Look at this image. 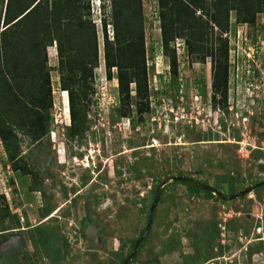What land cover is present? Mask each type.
<instances>
[{"label": "rangeland", "instance_id": "rangeland-1", "mask_svg": "<svg viewBox=\"0 0 264 264\" xmlns=\"http://www.w3.org/2000/svg\"><path fill=\"white\" fill-rule=\"evenodd\" d=\"M91 2L100 63L84 137L66 135L69 101L60 88L54 44L47 49L53 91L49 133L38 141L19 134L21 162L37 169L42 190L30 189L31 175L13 168L0 139V244L8 234L22 236L18 248L0 255V264H122L166 178L148 239L131 264H264V184L221 201L173 183L175 176H186L229 195L231 175L236 193L264 180V42L255 40L264 33L236 22L231 12L228 100L214 107L211 55L204 62H190L186 55L174 76L171 55L162 48L157 2L143 0L150 110L139 118L134 99L117 119L122 105L117 79L106 76L101 20L104 14L114 19L112 1L105 0L104 10L102 0ZM257 23L264 24V13ZM108 29L112 36L113 27ZM181 40L172 41L169 52L174 47L182 55ZM46 203L53 207L43 216ZM90 227L103 245L93 244ZM41 229L50 233L48 243L39 238ZM197 238L203 247L191 259Z\"/></svg>", "mask_w": 264, "mask_h": 264}, {"label": "trees", "instance_id": "trees-1", "mask_svg": "<svg viewBox=\"0 0 264 264\" xmlns=\"http://www.w3.org/2000/svg\"><path fill=\"white\" fill-rule=\"evenodd\" d=\"M111 1L114 19L109 21L104 14L101 20L106 76L110 80L117 79L119 101L122 105L117 109L116 118L124 115V108H129L134 99L136 115L143 118L144 113L150 110L143 0ZM156 2L162 48L171 55L170 65L174 76L178 75L181 59L184 60L186 55L190 62L192 59L204 62L211 55L212 105L225 107L230 79L227 33L231 12H235L236 22L254 24L263 34L264 24L259 25L257 19L259 14L264 13V0ZM100 7L105 9V0H102ZM109 25L113 27L112 36L109 34ZM177 39L184 42L182 55L177 54L174 47L169 52L170 43ZM255 40L258 44L264 42V38L258 40L257 34ZM215 42L217 46H214ZM242 43L246 44L244 41ZM54 44L57 49L60 88L68 92L71 122L66 126V135L70 139H82L89 127L88 112L91 94L94 92V70L100 63L99 35L91 0H0V139L13 168L22 169L24 173L31 175L32 191L42 190L43 180L37 169L28 168L26 162H21L19 134L38 141L49 133L53 91L47 49ZM230 177L232 183L229 195H232L237 192L233 182L237 179L234 175ZM173 183L185 184L193 193L204 191L217 199L212 192L196 185L178 180ZM203 183L208 184V181ZM164 191L165 186L159 202ZM154 197L155 193L153 200ZM52 207L48 203L43 205L42 215L47 216ZM17 219L20 218L17 216ZM32 237L34 240V235ZM39 238L48 243L50 233L41 229ZM147 239L145 237L138 248ZM136 240L131 242L132 250ZM194 246L195 252L190 256L191 259L200 256V249L203 247L200 238L196 239ZM176 247L175 244L169 250H175ZM131 253L132 251L121 261L127 259ZM135 258L136 256L128 264Z\"/></svg>", "mask_w": 264, "mask_h": 264}, {"label": "water", "instance_id": "water-1", "mask_svg": "<svg viewBox=\"0 0 264 264\" xmlns=\"http://www.w3.org/2000/svg\"><path fill=\"white\" fill-rule=\"evenodd\" d=\"M48 161H50V157L48 158L46 164H45V168H47V165H48ZM176 180L178 181H182V182H185V183H190L192 185H196L198 186L199 188H202V189H206L210 192H212L213 194H215L221 201H227L229 199H234V198H239L245 194H248L249 192H251L252 190H254L257 186L259 185H263L264 184V180L259 182L258 184L256 185H253V186H250L244 190H242L241 192H238L234 195H225L223 194L222 192H220L217 188H215L214 186H211V185H208V184H205V183H200L192 178H189V177H186V176H175ZM169 180V178H166L164 181H162L156 188V191H155V197H154V200H153V203L151 205V208H150V216H149V219H148V223L146 225V228L144 230V232L142 233V235L136 240L135 242V246H134V249L132 251V253L127 257V259H125L123 261L122 264H128L130 260L133 259L134 255L136 254L137 252V249H138V246L140 244V242L148 235L149 231H150V228L152 227V224H153V221H154V216H155V209L159 203V200H160V196H161V192H162V188L164 187V184ZM90 229H92V231H94L93 233L91 232V236L93 237V239L96 238V235H95V229L90 227L88 231H90Z\"/></svg>", "mask_w": 264, "mask_h": 264}, {"label": "flooded vegetation", "instance_id": "flooded-vegetation-1", "mask_svg": "<svg viewBox=\"0 0 264 264\" xmlns=\"http://www.w3.org/2000/svg\"><path fill=\"white\" fill-rule=\"evenodd\" d=\"M88 231V230H87ZM88 234V233H87ZM96 238L93 239L91 234H89L94 245H103V240L96 234ZM4 240L0 244V255H5L6 253H12L16 248H18L22 242V236L17 234H8L5 236Z\"/></svg>", "mask_w": 264, "mask_h": 264}, {"label": "built area", "instance_id": "built-area-1", "mask_svg": "<svg viewBox=\"0 0 264 264\" xmlns=\"http://www.w3.org/2000/svg\"><path fill=\"white\" fill-rule=\"evenodd\" d=\"M179 43V45H178V48L177 49H179L180 50V48L182 47V45L184 44V42H178ZM178 51V50H177Z\"/></svg>", "mask_w": 264, "mask_h": 264}, {"label": "clouds", "instance_id": "clouds-1", "mask_svg": "<svg viewBox=\"0 0 264 264\" xmlns=\"http://www.w3.org/2000/svg\"><path fill=\"white\" fill-rule=\"evenodd\" d=\"M63 91V90H62ZM67 96H68V92H67ZM63 98V97H62ZM69 101V100H68Z\"/></svg>", "mask_w": 264, "mask_h": 264}]
</instances>
